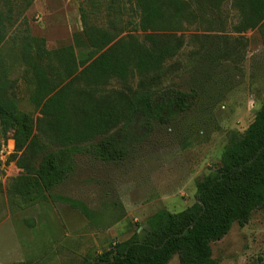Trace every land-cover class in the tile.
<instances>
[{"label": "rangeland", "instance_id": "374dc122", "mask_svg": "<svg viewBox=\"0 0 264 264\" xmlns=\"http://www.w3.org/2000/svg\"><path fill=\"white\" fill-rule=\"evenodd\" d=\"M184 1L189 14L179 28L162 30L181 39L176 55L158 72L93 87L95 97L105 93L115 103L119 96L129 101L123 102L116 124L94 138L111 134L123 153L109 160L85 151L76 155L68 178L44 199L26 205L16 190L19 179L58 145L41 130L44 122L32 101L34 74L21 62L22 44L28 37L43 38L47 50L73 44L75 33L82 36V13L88 26L107 28L108 3L33 0L24 8L22 0H0L3 12L12 14L0 47L7 67L6 97L31 115L35 135L31 148L9 159L13 134L0 122V149L8 152L0 156V264H91L134 233L142 239L150 231L147 220L157 211L176 213L192 205L197 184L216 174L230 139L242 136L264 104V37L257 28H240L232 0ZM119 3L129 6L127 0ZM122 18L121 35L142 39L126 23L130 14L125 11ZM76 56L81 57L80 51ZM50 65L57 66L54 61ZM83 85L81 80L71 87L68 106L83 110ZM166 89L190 93L189 108L175 115L165 111L162 120L125 114L137 92ZM211 249L216 264H264V211L255 209L243 226L234 222ZM167 264H179L178 256Z\"/></svg>", "mask_w": 264, "mask_h": 264}, {"label": "trees", "instance_id": "16d2710c", "mask_svg": "<svg viewBox=\"0 0 264 264\" xmlns=\"http://www.w3.org/2000/svg\"><path fill=\"white\" fill-rule=\"evenodd\" d=\"M24 8L33 0H22ZM107 0V28L88 26L82 13V36L73 35V44L53 50L44 48V39L28 37L20 51L21 62L34 74V105L39 109L41 130L58 145L42 154L35 167L21 176L17 192L26 205L44 199L65 181L75 168V156L89 152L95 158L109 160L123 152L115 147L111 134L94 139L116 124L129 104L126 96L115 103L110 96H94V86L105 85L112 78L126 82L134 73L158 72L167 59L177 54L181 39L162 30L179 28L189 14L184 0ZM239 12L241 29L257 28L264 37V0H232ZM130 14L136 34L121 35L125 29L124 12ZM12 14L0 8V47L5 41ZM80 51L81 57L76 56ZM54 61L57 66L50 63ZM6 66L0 58V122L13 134V158L35 142L34 123L30 114L20 111L6 97ZM83 80V110L68 106L69 90ZM63 82V83H62ZM62 83V84H61ZM61 84V85H60ZM190 93L181 90L137 92L135 103L125 114L159 118L165 111L171 115L189 108ZM131 105V104H130ZM83 114V118H79ZM18 166L21 167L19 161ZM59 200L76 206L74 200ZM255 209L264 211V104L242 136L231 138L222 152L216 174L204 177L196 187V201L189 207L171 213L159 210L147 224L150 231L139 239L134 233L99 254L91 264H167L178 256L179 264H216L211 243L228 233L234 222L245 225ZM83 211L86 208L83 207Z\"/></svg>", "mask_w": 264, "mask_h": 264}, {"label": "built area", "instance_id": "2783aa9c", "mask_svg": "<svg viewBox=\"0 0 264 264\" xmlns=\"http://www.w3.org/2000/svg\"><path fill=\"white\" fill-rule=\"evenodd\" d=\"M12 149H13V147H12ZM4 153L6 154V153H8V152H6L5 149H0V156L4 155Z\"/></svg>", "mask_w": 264, "mask_h": 264}]
</instances>
